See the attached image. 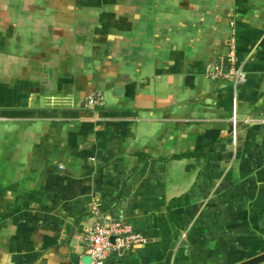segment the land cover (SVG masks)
Masks as SVG:
<instances>
[{"label":"crops","instance_id":"crops-1","mask_svg":"<svg viewBox=\"0 0 264 264\" xmlns=\"http://www.w3.org/2000/svg\"><path fill=\"white\" fill-rule=\"evenodd\" d=\"M19 2L32 16L41 7ZM49 10L40 16L51 24L69 17L61 69L27 75L7 106L1 97L0 264H91L86 228L107 218L146 241L106 264L263 254L264 0H68ZM80 13L99 35L69 29ZM232 52L247 74L236 91L224 77ZM94 89L104 104L83 107ZM235 104L249 120L236 141Z\"/></svg>","mask_w":264,"mask_h":264},{"label":"rangeland","instance_id":"rangeland-1","mask_svg":"<svg viewBox=\"0 0 264 264\" xmlns=\"http://www.w3.org/2000/svg\"><path fill=\"white\" fill-rule=\"evenodd\" d=\"M19 1L0 0V103L1 97H7L6 100L3 99L2 103L5 106L9 103V95L13 96V85L18 84L24 88L27 75L31 74L33 77L41 75V78L45 79L46 76L51 77L50 74L54 75L59 66L61 69V49H63L67 25H69V17H59L51 24L49 22L51 16L44 14L43 18L40 16L42 8L45 12H47V8L56 10L58 5L67 3L68 0H37L41 7H37L35 16L29 15L27 10H21L16 5L20 3ZM49 13H51L50 10ZM84 23L80 13L77 16V28L71 26L69 29L75 31V35H81L85 31L89 35L97 33L98 25L86 23L84 25ZM71 35L74 34L71 33ZM103 92V90L94 89L85 97V101L93 94L100 93L104 96ZM48 98L51 99V95ZM85 101L82 104L83 107H86ZM64 102L67 104L62 99L56 101L61 105H65ZM260 264H264V262Z\"/></svg>","mask_w":264,"mask_h":264},{"label":"built area","instance_id":"built-area-1","mask_svg":"<svg viewBox=\"0 0 264 264\" xmlns=\"http://www.w3.org/2000/svg\"><path fill=\"white\" fill-rule=\"evenodd\" d=\"M231 69L224 77L233 82L234 89L247 80V74L242 67L236 66L233 52L230 54ZM104 104V96L93 94L85 101L86 107H95ZM235 104L231 117V136L236 141L242 122ZM85 240L88 243L87 252L91 264H106L111 255L123 256L125 252L134 250L146 241V237L136 231L134 227L124 221L107 218L88 226L85 231Z\"/></svg>","mask_w":264,"mask_h":264},{"label":"water","instance_id":"water-1","mask_svg":"<svg viewBox=\"0 0 264 264\" xmlns=\"http://www.w3.org/2000/svg\"><path fill=\"white\" fill-rule=\"evenodd\" d=\"M118 90L121 91V89L117 88L116 90H114V92H117ZM262 262H264V253L238 264H260Z\"/></svg>","mask_w":264,"mask_h":264}]
</instances>
